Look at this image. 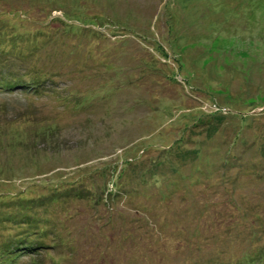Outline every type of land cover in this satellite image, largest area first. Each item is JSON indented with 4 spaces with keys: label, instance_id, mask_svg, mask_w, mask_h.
<instances>
[{
    "label": "rangeland",
    "instance_id": "rangeland-1",
    "mask_svg": "<svg viewBox=\"0 0 264 264\" xmlns=\"http://www.w3.org/2000/svg\"><path fill=\"white\" fill-rule=\"evenodd\" d=\"M30 79L0 88V264H261L264 0H0V84Z\"/></svg>",
    "mask_w": 264,
    "mask_h": 264
},
{
    "label": "trees",
    "instance_id": "trees-1",
    "mask_svg": "<svg viewBox=\"0 0 264 264\" xmlns=\"http://www.w3.org/2000/svg\"><path fill=\"white\" fill-rule=\"evenodd\" d=\"M65 22H67V24ZM65 22H64V24H65V28L64 29L65 30L68 29L67 31L72 33V34L79 33L78 31H80L81 27L79 28L74 23L73 24L72 23L71 24L68 23L67 17L65 18ZM85 23L86 22H84V24ZM86 25H87V23H86ZM12 82H14V81H12ZM16 87L23 88V91H27L28 92L27 94H31L32 92L30 93V91L34 92V91H36L38 89H41V90H38V93L34 92L36 95H39L44 90H46V88H44L42 86L40 81L38 82L35 79H30V80H28L26 82L5 83V84H2V85L0 84V88L1 89H6L8 91H13L14 88H16ZM49 88H50V86H48L47 90ZM221 109H223V108H221ZM220 112H223V111L220 110ZM222 119H223L222 117L214 119L213 116H210L209 119H204V118L200 119L196 124L193 125V127L189 128V132H190L189 139L192 140L193 136H198V135L195 134V130L199 129L200 126L204 125L203 123H206L205 125L210 124L209 127L206 130H215V129H217V127L212 124V121L214 120V122L216 123L215 120H222ZM216 124H218V123H216ZM185 140H186V138L184 136L182 139H180V140L176 141L174 144H172V146H170V148H168L167 151H166L167 156H168L166 159L163 158L162 160L155 161L154 169L151 171L152 173L150 172L151 173L150 176L152 174H155L153 172L158 171V170H160L163 167H166V166H169V165L173 166L172 165V159H171L172 157L178 158L181 161L183 160L184 162H190L194 158H196V159L199 158V156H200L199 152L194 151V150H189L188 149V145H187ZM128 161L129 160L126 161L127 162L126 165H131L132 166L133 163H128ZM136 162H137V159L135 160V164L133 166L138 165ZM170 166H169V168H170ZM124 170L120 174L118 173V175L115 174V170H114L113 174H111V175L108 174L107 179H106L107 183L108 182L113 183L114 187L116 186V187H118V189H122V191L125 190V189H123V184H122L123 182L121 181L123 179V177H124V173L126 172V169H124ZM9 198H10V200L8 202L10 203V207L14 208L15 211H17L18 214H28L29 212H31V210H33L36 207L37 208L36 212L27 219L28 221L25 222L24 225L27 224V225H30L32 227L38 226L37 222L40 219L39 216H38L40 210H38V209L43 206L42 205L43 203L37 204L40 201V199H38V198H30V197H27L25 195H23V196L21 195V196L18 197V194L14 195V196H11ZM3 199H4V197H1L0 201L6 202V200H3ZM18 214H15L14 216L15 217H21ZM32 230H34L35 233L29 232L28 234H26V232H25V234L21 238H19L16 235V236L10 238L11 240H9L8 243L17 245L18 243L22 242L23 240L28 239L29 237L33 238V237H36L37 235L42 236V234H43L42 233V234L35 235L36 232H37V228L36 229H32ZM258 257H259V259L261 261V264H264V249L261 250L258 253Z\"/></svg>",
    "mask_w": 264,
    "mask_h": 264
}]
</instances>
